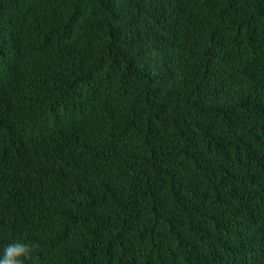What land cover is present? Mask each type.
I'll use <instances>...</instances> for the list:
<instances>
[{
  "label": "trees",
  "instance_id": "obj_1",
  "mask_svg": "<svg viewBox=\"0 0 264 264\" xmlns=\"http://www.w3.org/2000/svg\"><path fill=\"white\" fill-rule=\"evenodd\" d=\"M264 264V0H0V256Z\"/></svg>",
  "mask_w": 264,
  "mask_h": 264
},
{
  "label": "clouds",
  "instance_id": "obj_2",
  "mask_svg": "<svg viewBox=\"0 0 264 264\" xmlns=\"http://www.w3.org/2000/svg\"><path fill=\"white\" fill-rule=\"evenodd\" d=\"M35 245L28 242L13 241L6 245L0 256V264H26L34 261Z\"/></svg>",
  "mask_w": 264,
  "mask_h": 264
}]
</instances>
